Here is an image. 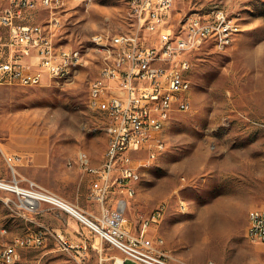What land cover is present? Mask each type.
Listing matches in <instances>:
<instances>
[{"label": "rangeland", "instance_id": "obj_1", "mask_svg": "<svg viewBox=\"0 0 264 264\" xmlns=\"http://www.w3.org/2000/svg\"><path fill=\"white\" fill-rule=\"evenodd\" d=\"M9 7L0 0V15ZM218 9L235 19L239 32L227 49L206 42L189 55L191 109L167 121L161 130L165 149L156 159L136 156L140 180L128 215L136 219L166 203L163 222L149 235L163 238L176 262L262 264L264 245L249 242L246 228L249 212L264 207V0H176L170 26ZM128 11L129 0H65L53 17L55 43L80 49L85 65L64 79L46 78L39 87L0 86V143L45 146L57 169L80 152L92 162L105 159L106 116L87 104L89 85L103 64L93 39L133 33ZM52 16L39 9L19 23L45 25ZM6 156L0 151V182L13 183ZM24 164L16 168V187L34 182L50 190L62 181ZM81 226L82 235L64 236L75 246L86 244L83 262L61 251L55 234L43 247L22 250L20 264H113L121 256ZM32 229L19 196L0 187V254Z\"/></svg>", "mask_w": 264, "mask_h": 264}, {"label": "built area", "instance_id": "obj_2", "mask_svg": "<svg viewBox=\"0 0 264 264\" xmlns=\"http://www.w3.org/2000/svg\"><path fill=\"white\" fill-rule=\"evenodd\" d=\"M8 1L10 7L0 15V86L39 87L46 78L64 79L84 67L80 66V49L61 48L55 43L57 21L53 17L62 7L60 0ZM129 1L133 33L93 39L103 64L89 85L87 104L106 116V160L93 167L89 155L80 152L68 163H78L81 172L92 176L88 199L99 205V214L78 209L56 194L37 189L34 183L16 190V168L24 161L21 155L6 157L14 182H0V187L19 196L24 216L38 213L41 203L67 212L119 251L121 256L113 264H190L176 262L164 239L149 235L163 222L166 203L138 213L136 219L128 215L140 174L134 164L140 153L148 160L156 159L165 149L162 121L191 109L187 95V73L192 67L189 55L206 42L219 50L227 49L239 32V24L218 9L206 16L185 17L177 27H171L176 0ZM39 9L53 15L48 24L19 23L26 20V14ZM113 191L118 197L110 206ZM246 238L252 244L264 245V207L249 212ZM56 241L61 251L83 262L86 246H75L62 236ZM46 242L47 236L41 231L18 236L1 252L0 264H16L20 250L40 248Z\"/></svg>", "mask_w": 264, "mask_h": 264}, {"label": "crops", "instance_id": "obj_3", "mask_svg": "<svg viewBox=\"0 0 264 264\" xmlns=\"http://www.w3.org/2000/svg\"><path fill=\"white\" fill-rule=\"evenodd\" d=\"M34 146L36 147L15 148L8 146L7 143L1 142L0 151L5 156L24 154L27 157L26 161H23L26 166L41 172H54L58 177L60 176L62 181H59L55 187H50V190H45V188L37 183L28 182L34 183L37 189L40 188L39 190H45L60 196L71 205L79 207V209L89 214L98 215L100 212L99 205L88 199L92 176L88 173L81 172L77 167H68L67 164H62L57 169V164L52 158L49 148L38 144ZM103 161L104 156L102 162L91 161L90 164L93 167H98L102 165ZM117 197V192L113 191L109 201L110 206H114ZM24 217L32 223L33 229L30 232H44L47 236V240L49 235L55 236L56 234V236L62 235V237H65L64 235L75 232L82 235V231L85 230L81 224L72 218L67 212L47 203H41L39 205L38 213ZM81 246H86V244L82 243ZM22 250L19 252V260L16 264H20Z\"/></svg>", "mask_w": 264, "mask_h": 264}, {"label": "bare ground", "instance_id": "obj_4", "mask_svg": "<svg viewBox=\"0 0 264 264\" xmlns=\"http://www.w3.org/2000/svg\"><path fill=\"white\" fill-rule=\"evenodd\" d=\"M60 1H61V4H62V5H63L64 2H65V0H60ZM129 11H130V1H129ZM233 36H234V35H233ZM84 65H85L84 55H81V57H80V66H84ZM79 69H80V68H79ZM79 69H78V70H79ZM190 92H191V83H189L188 88H187V95H188V96H190ZM166 123H167V121H162V123H161V130L164 129ZM108 145H109V138H107V147H108ZM106 156H107V151H106L105 159H104L103 163H104L105 160H106ZM73 165H75V166L77 165V166H78V163H70V166H73ZM139 180H140V176L138 175V176H137V182H136V185L138 184ZM16 190L19 191V190H20V187H16ZM136 193H137V190H136Z\"/></svg>", "mask_w": 264, "mask_h": 264}]
</instances>
